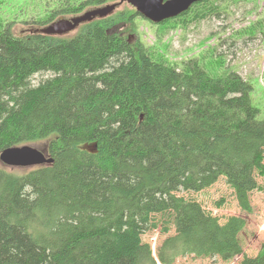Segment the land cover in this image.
Segmentation results:
<instances>
[{
    "label": "trees",
    "instance_id": "trees-1",
    "mask_svg": "<svg viewBox=\"0 0 264 264\" xmlns=\"http://www.w3.org/2000/svg\"><path fill=\"white\" fill-rule=\"evenodd\" d=\"M119 1L39 0L37 17L0 16V151L49 138L52 158L21 172L0 166V264H172L242 253L244 217L220 220L180 193L223 177L239 208L252 211L264 176V117L251 85L216 70L221 53L172 61L130 42L114 27L135 29L146 18ZM239 1H199L163 22L185 29ZM111 3V13L67 34L36 30ZM17 22L32 26L16 33ZM262 24L264 16L232 36L251 37ZM154 214L174 226L156 259L142 240L157 226ZM237 264H264V241Z\"/></svg>",
    "mask_w": 264,
    "mask_h": 264
},
{
    "label": "rangeland",
    "instance_id": "rangeland-1",
    "mask_svg": "<svg viewBox=\"0 0 264 264\" xmlns=\"http://www.w3.org/2000/svg\"><path fill=\"white\" fill-rule=\"evenodd\" d=\"M125 4L127 3H121L118 8H122ZM221 6L225 8H222L223 10L220 11L219 15H211L191 23L185 29L180 27L169 28V23L166 22L150 23L149 20L141 17L136 18L135 29H130L128 24L116 25L114 28L123 33L130 42L139 39L145 45L159 49V53L172 61H181L193 55L203 57V54H208L207 51L212 52V55L221 53L222 55L218 58L222 60L223 66L216 70L221 71V69L229 68L240 73L251 85L252 103L259 108L260 116L264 117V24L259 30L260 33L251 37H249L251 34L243 37L232 36L237 29L264 16V0H242ZM260 9L261 13H259ZM39 12H41L39 0H3L0 3V16H6L8 19L16 17L17 20H25L30 16L37 17ZM66 18H70V16ZM30 26L32 25L17 22L14 24L13 30L22 34L28 31ZM163 28L167 29L159 35L157 31ZM204 59L213 60L211 57ZM42 76H34L33 81H38ZM48 140L49 138L37 140L30 142L29 145L47 155ZM0 166L21 172L29 170L35 165L15 167L5 165L0 161ZM257 181L261 188L252 191L250 194L252 211L249 213L239 208L232 188L223 177H219L212 186L202 191L196 193L181 192L180 194L185 197H194L207 210L219 216L220 220L235 214L244 217L246 224L240 233L242 253L231 260L222 261L217 256L195 257L185 255L178 257L172 264H237L243 255H256L264 241V176H258ZM220 199L224 201L218 206L217 202ZM153 217L157 226L145 232L142 235V240L149 243L152 255L156 259L157 245L163 238L174 233V226L167 219V216L154 214ZM165 226L168 228L167 231L163 230ZM157 264L160 263L157 261Z\"/></svg>",
    "mask_w": 264,
    "mask_h": 264
},
{
    "label": "water",
    "instance_id": "water-1",
    "mask_svg": "<svg viewBox=\"0 0 264 264\" xmlns=\"http://www.w3.org/2000/svg\"><path fill=\"white\" fill-rule=\"evenodd\" d=\"M198 0H120L119 3L127 2L136 8L143 17L153 23H160L166 19L177 16L188 9L191 4ZM117 3L106 4L87 10L83 14L70 18H59L39 30L41 33L64 35L72 31L81 22L92 20L96 17L111 13ZM0 161L8 166H36L48 164L51 157L44 152L29 145L8 147L0 151Z\"/></svg>",
    "mask_w": 264,
    "mask_h": 264
},
{
    "label": "bare ground",
    "instance_id": "bare-ground-1",
    "mask_svg": "<svg viewBox=\"0 0 264 264\" xmlns=\"http://www.w3.org/2000/svg\"><path fill=\"white\" fill-rule=\"evenodd\" d=\"M199 1H203V0H198V1H195V2H193L192 4H194V3H196V2H199ZM191 4V5H192ZM109 14V13H108ZM108 14H106V15H108ZM106 15H104V16H100V17H105ZM97 18V17H96ZM93 20V19H92ZM148 20V19H147ZM56 21V20H55ZM87 21H91V20H87ZM87 21H84V22H87ZM84 22H81V23H84ZM80 23V24H81ZM46 26V25H45ZM45 26H42V27H40V28H38V29H41V28H43V27H45ZM78 26H76L74 29H72V31H75L76 30V28H77ZM39 31V30H38ZM40 32V31H39ZM46 156H48V155H46ZM49 157V156H48Z\"/></svg>",
    "mask_w": 264,
    "mask_h": 264
}]
</instances>
